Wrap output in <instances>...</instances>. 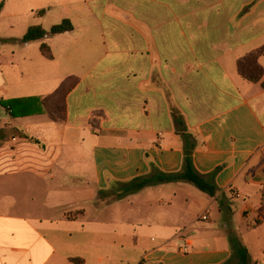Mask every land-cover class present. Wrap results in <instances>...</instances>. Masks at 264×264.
I'll return each instance as SVG.
<instances>
[{
    "label": "crops",
    "instance_id": "1",
    "mask_svg": "<svg viewBox=\"0 0 264 264\" xmlns=\"http://www.w3.org/2000/svg\"><path fill=\"white\" fill-rule=\"evenodd\" d=\"M36 6L44 13L21 15L16 37L0 35L14 43L7 55L0 48V68L10 70L0 102L11 118H0V264H223L231 250L220 201L249 257L264 264V89L237 70L264 48V0ZM64 19L71 32L21 43L28 27ZM258 64L264 79V54ZM66 80L61 115L44 100ZM182 133L195 140V171L216 172V196L155 183L158 197L138 203L146 212H126L118 203L127 183L181 172ZM111 235L141 245L138 261L112 262Z\"/></svg>",
    "mask_w": 264,
    "mask_h": 264
},
{
    "label": "trees",
    "instance_id": "2",
    "mask_svg": "<svg viewBox=\"0 0 264 264\" xmlns=\"http://www.w3.org/2000/svg\"><path fill=\"white\" fill-rule=\"evenodd\" d=\"M43 13L44 11L38 12L39 15H42ZM72 29V24L68 19H64L60 23L51 26L49 30H44L40 26H30L22 36L21 43L26 44L34 41H41L54 35L71 32ZM40 52L46 58H51L50 51L45 44H41ZM263 54L264 48L248 53L246 56L240 58L237 61V70L240 76H242L244 79L252 83H261V87L264 89L263 72L258 64V59ZM72 86L73 82L71 80H66L61 84L58 90L52 96L46 98L44 102H52L56 113L63 115V98ZM0 104L4 108L6 107V103L0 102ZM49 117L55 119L52 114H49ZM182 137L184 140V146L183 166L181 172L170 175L154 172L148 177L137 178L130 181L125 185V191L128 193H133L155 183L180 182L188 183L206 195L215 197L216 193L218 192V189L214 184L216 172L204 177L195 171L192 163V153L196 148L195 140L190 135L185 133H182ZM218 208L223 214L224 222L227 223V237L231 250L230 258L223 264H258L252 261V259L249 257L247 249L243 245L237 230L228 224L232 215L230 206L225 202L220 201L218 202Z\"/></svg>",
    "mask_w": 264,
    "mask_h": 264
},
{
    "label": "rangeland",
    "instance_id": "3",
    "mask_svg": "<svg viewBox=\"0 0 264 264\" xmlns=\"http://www.w3.org/2000/svg\"><path fill=\"white\" fill-rule=\"evenodd\" d=\"M33 0H5L4 5H0V35L1 36H8L11 35V37H16V34L19 30L22 28V23L26 22L27 20L24 19L23 16L25 14H29V21H32V18H36L38 15V12L43 11L41 8H37L38 0L35 1V3H32ZM32 11H34V14L31 15ZM12 14H18L19 16L16 18H13ZM10 15V17H9ZM11 21H15V24H11ZM14 43H6V42H0V48L3 50L4 54L7 55L10 45H13ZM2 71V75H0V78L7 77V72L10 70L7 68H0ZM0 118H6L7 121L11 122V118L8 115V111L5 110L3 106L0 104ZM157 184H152V186L145 188L142 191L139 192H133L128 193L125 190L121 193V199H119V205L123 209L126 207V212H133L137 213L139 216H142L146 212V207H142L141 205H138L139 202H142L144 198L149 199H155L158 197L159 193L157 192L158 188H155L154 186ZM196 190V189H193ZM197 191V190H196ZM198 192V191H197ZM108 206L109 209L112 210V208H115L116 205H114V200L111 199L108 200ZM111 205V208H110ZM118 206V205H117ZM150 239V238H149ZM107 240V236H105V241ZM109 241L111 245V261L112 262H137V254L138 251L141 249V245L137 244V248L134 247V243L130 236L128 235H111L109 236ZM102 242V241H100Z\"/></svg>",
    "mask_w": 264,
    "mask_h": 264
},
{
    "label": "built area",
    "instance_id": "4",
    "mask_svg": "<svg viewBox=\"0 0 264 264\" xmlns=\"http://www.w3.org/2000/svg\"><path fill=\"white\" fill-rule=\"evenodd\" d=\"M6 110L7 111H9V108H6ZM18 137H12L11 139H10V142H9V144L10 145H15L17 142H18ZM262 259L264 260V252L262 253Z\"/></svg>",
    "mask_w": 264,
    "mask_h": 264
}]
</instances>
